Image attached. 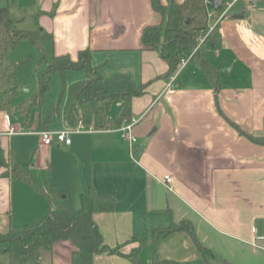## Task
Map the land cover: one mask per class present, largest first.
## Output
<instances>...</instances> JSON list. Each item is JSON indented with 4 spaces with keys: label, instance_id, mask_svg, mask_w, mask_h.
<instances>
[{
    "label": "crops",
    "instance_id": "1",
    "mask_svg": "<svg viewBox=\"0 0 264 264\" xmlns=\"http://www.w3.org/2000/svg\"><path fill=\"white\" fill-rule=\"evenodd\" d=\"M29 5L37 9L35 29L54 36L46 48L49 55L69 54L77 60L81 49L90 48L92 63L105 78L129 75L146 88L132 99L133 116H141L133 127V146L120 128L99 129L93 122L86 131L71 133L70 143L45 145L41 130L71 126L63 113L66 93L50 123L42 125L59 100L63 80L70 85L87 77L84 69L67 70L64 79L53 73L42 107L34 115L31 110L24 126L13 109L0 110V146L7 159L12 154L43 187L49 182L64 190L73 209L83 207L84 196L90 205L91 188L113 196L114 209L97 211L94 219L109 245L129 240L124 252L138 247L134 236L185 220L211 251L214 264H264V145L228 120L249 133L264 134V0H235L224 16L219 19L220 10L211 21L219 20L223 38L214 59L223 66L217 100L191 55L173 81L165 76L168 61L142 40L146 26L162 21L151 0H0L25 30H31L25 23ZM8 115L18 131L9 132ZM3 170L1 232L41 219L52 209L45 192ZM166 175L169 183L163 181ZM74 249L71 239L56 241L53 264H71ZM154 251L175 264H206L185 230L145 242L139 249L142 264H152ZM0 264H5L1 257ZM94 264L134 262L127 255L102 252L95 254Z\"/></svg>",
    "mask_w": 264,
    "mask_h": 264
},
{
    "label": "trees",
    "instance_id": "2",
    "mask_svg": "<svg viewBox=\"0 0 264 264\" xmlns=\"http://www.w3.org/2000/svg\"><path fill=\"white\" fill-rule=\"evenodd\" d=\"M153 8L160 12L162 21L144 28L142 40L151 48L160 50L169 64L166 77L175 74L184 59L191 55L200 65L204 76L214 90L215 98L223 86L221 64H216V50L223 43L219 23L211 28V21L215 17L209 16L205 0H170L164 4L161 0H151ZM221 8L216 9L219 12ZM8 6H0V110L11 111L12 97L17 95L22 86V78L18 71L19 63L11 58V49L21 40L29 39L38 43L41 50L40 68L36 69L37 88L15 110L27 120L32 107H42L46 93L50 89L51 76L59 72L63 79L67 70L84 69L87 77L70 85L63 80V89L59 100L54 102L45 117L42 125L47 126L53 113L62 104L65 93L67 103L64 106V118L75 126L79 119L96 128H121L133 117L132 99L144 94L146 85L137 84L129 75L115 74L105 78L100 66L92 63V50L81 49L78 59L74 60L69 54L49 55L47 47L52 44L54 36L44 28L31 30L20 29L16 26ZM116 99L121 104L113 117H110L107 108ZM241 134L252 141L264 145V134L256 135L245 131L238 124L228 119ZM11 158V159H10ZM4 154L0 146V167H5L3 174L26 180L32 189L45 192L52 203V209L41 219L23 225H12L5 231H0V247L7 248L9 264H53L54 243L62 239H71L75 244L72 251L71 264H94L97 253H119L129 256L134 264H142L139 256L140 247L148 240L166 238L174 231L185 230L193 238L202 251L206 264L211 261V251L199 240L193 226L183 220L171 226L154 229L149 234L136 235L133 241H138V247L132 252H124L122 247L128 241L116 246L105 242L100 232L94 213L97 211L113 210L116 199L113 196L100 195L93 188L90 189L89 203L84 196L83 207L73 209L67 200V194L57 191L48 182L47 187L40 185L29 169L12 160ZM152 264H175L171 259L161 258L157 252L152 254Z\"/></svg>",
    "mask_w": 264,
    "mask_h": 264
},
{
    "label": "rangeland",
    "instance_id": "3",
    "mask_svg": "<svg viewBox=\"0 0 264 264\" xmlns=\"http://www.w3.org/2000/svg\"><path fill=\"white\" fill-rule=\"evenodd\" d=\"M27 20L26 25H29V29H35L36 26V18L33 17V13L37 11L36 7H32L29 5L26 10ZM22 27V26H21ZM11 58L19 63L18 65V71L22 78V86L20 87V91L17 95L12 97L11 102V108L14 111V114L18 117H21V123L25 122V117L22 115H19V112L15 110V107L17 104L22 102L25 98L30 96L37 88V74L36 69L38 67H42V65L39 66V60L41 59V50L39 48L38 43H35L32 40L29 39H23L21 40L14 48L11 49ZM121 102L120 99H116L112 102V104L107 108L109 116H112L116 113V111L119 108V103ZM37 108V109H36ZM39 106L35 105L32 107V114L34 115L35 110H39ZM24 126V125H23ZM26 127H29L28 125H25ZM74 136V135H73ZM38 153V150H37ZM36 153V154H37ZM50 160V158H48ZM8 251L7 248L4 247V249H0V257L1 259L6 263H8ZM7 259V260H6Z\"/></svg>",
    "mask_w": 264,
    "mask_h": 264
},
{
    "label": "built area",
    "instance_id": "4",
    "mask_svg": "<svg viewBox=\"0 0 264 264\" xmlns=\"http://www.w3.org/2000/svg\"><path fill=\"white\" fill-rule=\"evenodd\" d=\"M214 0H205V3L208 7V12H209V16L213 17L216 13V9L214 8L213 2ZM235 0H225L223 6L221 7V14L219 19L224 16L229 9L232 7L233 3ZM219 21V20H218ZM216 21L215 23H213L211 25V28L214 27V25L218 22ZM184 63L186 62L185 60L183 61ZM177 74H173L170 76V80L173 81L176 78ZM141 119V116L136 117L133 116L132 119L128 122H126L120 129L122 130V135L124 137H126L129 142H130V146H133V143L136 142L137 137L133 132V127L134 125L139 122V120ZM7 120L10 123V127H9V132H16L19 130L18 126H16L15 124H11V120H10V116H7ZM87 127L85 125V123L82 121V119H79L78 123L75 126H70L66 129H60V130H50V129H44L41 130V136H42V142L45 145H50L53 142H58V143H70L72 141L70 134L73 132H82V131H86ZM171 180L170 175H166L163 179V181L165 183H169Z\"/></svg>",
    "mask_w": 264,
    "mask_h": 264
},
{
    "label": "water",
    "instance_id": "5",
    "mask_svg": "<svg viewBox=\"0 0 264 264\" xmlns=\"http://www.w3.org/2000/svg\"><path fill=\"white\" fill-rule=\"evenodd\" d=\"M225 0H214L213 5L215 9H219L223 6Z\"/></svg>",
    "mask_w": 264,
    "mask_h": 264
}]
</instances>
